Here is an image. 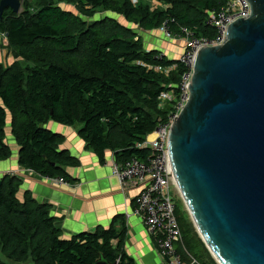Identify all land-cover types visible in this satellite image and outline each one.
<instances>
[{"label": "trees", "instance_id": "obj_1", "mask_svg": "<svg viewBox=\"0 0 264 264\" xmlns=\"http://www.w3.org/2000/svg\"><path fill=\"white\" fill-rule=\"evenodd\" d=\"M228 1L22 0L19 14L4 10L0 36L12 62H0V161L11 156L4 141L8 114L19 167L40 176L69 182L65 168L78 164L60 149L64 138L45 128L51 121L74 128L101 163L106 152L117 164L144 161L150 152L138 146L175 104L161 106L159 97L175 90L186 68L179 59L146 51L136 30H160L167 23L171 34L187 29L213 40L207 20ZM97 14L101 18L92 20ZM20 185L13 176L1 179L0 264H93L100 253L111 263L135 264L122 249L123 233L113 229L64 239L50 206L29 193L19 199ZM175 206L184 247L177 251L216 264L184 205L175 200Z\"/></svg>", "mask_w": 264, "mask_h": 264}, {"label": "water", "instance_id": "obj_2", "mask_svg": "<svg viewBox=\"0 0 264 264\" xmlns=\"http://www.w3.org/2000/svg\"><path fill=\"white\" fill-rule=\"evenodd\" d=\"M246 1L249 17L228 25L221 45L197 52L187 100L162 148L216 264H264V0ZM21 6L1 0L0 17ZM93 264L117 262L100 253Z\"/></svg>", "mask_w": 264, "mask_h": 264}, {"label": "crops", "instance_id": "obj_3", "mask_svg": "<svg viewBox=\"0 0 264 264\" xmlns=\"http://www.w3.org/2000/svg\"><path fill=\"white\" fill-rule=\"evenodd\" d=\"M154 6H157L155 2ZM138 34L146 51H159L172 61L178 60L183 53L184 42L170 40L160 30ZM0 56L3 57L2 54ZM45 128L61 135L64 142L60 149L78 161L77 166L65 168L69 185H54L44 176L34 171L28 173L27 169L19 167V148L12 135L11 117L7 118L4 129V141L11 150V156L0 161V179L11 174L21 182L17 194L19 199L29 193L36 202L49 205L51 216L58 219L55 226L62 231L64 239L94 232L98 228L113 229L117 234L123 233L122 249L135 264H166L141 219L132 214L137 192L123 193L113 175L112 153L106 152L101 163L93 152L85 148L74 128L52 121ZM112 244L116 246L117 242Z\"/></svg>", "mask_w": 264, "mask_h": 264}, {"label": "built area", "instance_id": "obj_4", "mask_svg": "<svg viewBox=\"0 0 264 264\" xmlns=\"http://www.w3.org/2000/svg\"><path fill=\"white\" fill-rule=\"evenodd\" d=\"M250 6L246 0H229L221 10L211 15L207 24L214 27L216 36L213 40L207 38H197L187 29H181L178 34H171L164 23L160 31L168 39L180 40L185 42L183 53L179 61L186 68L181 81L173 89L160 95L161 106L165 102L175 100L173 110L168 115L166 121L158 124L155 130L146 137L140 148L149 150V156L140 161L132 159L123 164L114 162L113 175L117 178L121 191L127 193L135 190V208L132 214L138 216L144 224L146 231L154 239L159 255L165 260L166 264H200L194 257L186 253V258L177 251V247H183L182 234L176 217V206L174 191L176 185L171 173L166 165V158L162 148H165L166 132L173 123L180 107L188 97V85L191 80L193 63L197 52L203 47H213L221 45L225 39L228 25L236 19L248 18ZM164 54L161 53L158 59ZM161 71L160 68L157 69ZM169 70L166 71V73ZM34 173L32 170H25ZM12 176L11 174H8ZM54 185H69V182L62 178L44 177ZM129 216L126 215V218Z\"/></svg>", "mask_w": 264, "mask_h": 264}, {"label": "rangeland", "instance_id": "obj_5", "mask_svg": "<svg viewBox=\"0 0 264 264\" xmlns=\"http://www.w3.org/2000/svg\"><path fill=\"white\" fill-rule=\"evenodd\" d=\"M137 0H134V2H136ZM150 4H151V8H153L154 7V2H152V1H150ZM22 7V6H21ZM22 11V8H21V10H20V12ZM110 15H111V13H109ZM109 14H108V16H109ZM107 14H104V16H106ZM101 18V15L100 14H97L96 16H94L93 17V19L92 20H99ZM122 24H123V22H121ZM136 31H138V33H140L142 30H140V29H137ZM167 38V37H166ZM171 40V39H170ZM172 40H175V39H172ZM180 40H182V39H180ZM183 41V40H182ZM184 42V41H183ZM0 44H1V46L3 47L2 49H1V54H2V56L4 57H1L0 56V62L2 63V65H7V64H9V63H11L12 62V57L6 52V49H5V46H6V41H5V39L3 38V37H1L0 36ZM184 44H185V42H184ZM174 197H175V200H179L182 204H183V201H182V199H181V196H180V194L178 193V192H176V191H174ZM184 205V204H183ZM3 260L4 261H6L5 260V258H3ZM30 264H32V263H30Z\"/></svg>", "mask_w": 264, "mask_h": 264}]
</instances>
